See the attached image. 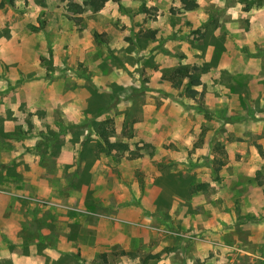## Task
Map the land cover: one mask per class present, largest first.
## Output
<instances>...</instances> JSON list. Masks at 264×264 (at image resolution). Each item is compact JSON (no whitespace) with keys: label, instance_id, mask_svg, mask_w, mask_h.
I'll return each mask as SVG.
<instances>
[{"label":"rangeland","instance_id":"374dc122","mask_svg":"<svg viewBox=\"0 0 264 264\" xmlns=\"http://www.w3.org/2000/svg\"><path fill=\"white\" fill-rule=\"evenodd\" d=\"M90 1L0 0V78L26 98L28 147L57 153L42 159L48 192L20 196L52 230L33 262L264 264L251 215L264 209V0L228 15L216 0ZM177 67L200 85L172 80ZM77 224L112 241L56 242L55 226L70 241Z\"/></svg>","mask_w":264,"mask_h":264},{"label":"crops","instance_id":"0c3cea01","mask_svg":"<svg viewBox=\"0 0 264 264\" xmlns=\"http://www.w3.org/2000/svg\"><path fill=\"white\" fill-rule=\"evenodd\" d=\"M215 5L226 15L231 10L241 8L238 0H216ZM11 84L5 78H0V186L11 191L10 197L0 194V260L7 259L11 264H35L33 261L37 258L33 251L41 247L48 255L49 234L52 230L47 226L46 210L37 208L30 201L22 200L20 196L24 193L23 195L31 197L30 193L33 190H40L43 196V188L44 193L50 189L45 173L47 165L42 163V159L49 157V150L43 151L41 147L35 152L33 146L28 147L25 133L29 125L27 126V123L25 125L26 117L22 111L27 103L26 98L11 95L13 93L11 90H14ZM61 151H66L65 146ZM59 163L62 162L58 161L57 165ZM244 168L252 169L247 162L244 163ZM256 188L255 192L259 194L261 189ZM247 195V192L244 193L241 200L245 201ZM248 212L247 205L243 203L240 216H245ZM251 215L264 217V209L255 208ZM254 223L264 230V223L258 222V219ZM54 229L62 230L56 237L57 243L74 245L79 250H92L95 253L96 249L102 245L104 249L112 241V238L99 236V228L94 224H77L76 228L74 227L76 239L70 241L65 239L64 228L55 226ZM254 239L258 240V236L254 235ZM87 255L82 252L81 256L90 264L93 258Z\"/></svg>","mask_w":264,"mask_h":264},{"label":"trees","instance_id":"16d2710c","mask_svg":"<svg viewBox=\"0 0 264 264\" xmlns=\"http://www.w3.org/2000/svg\"><path fill=\"white\" fill-rule=\"evenodd\" d=\"M3 2L7 3L8 5H13V3L16 0H2ZM180 2L184 5V7L187 8L188 11H192L194 9H196V4L194 2H192L191 0H180ZM90 5H92V9L94 12H98L102 9L103 7V3L102 2H94L93 0L89 2ZM198 69L197 68H192V72L197 73ZM191 72V71H190ZM201 74V72H200ZM181 78H187L190 80L189 86L190 87H197L200 85V82L197 78H194L193 76H191V74L188 71V68L186 67H177L174 70H171V79L172 80H177V79H181ZM98 134V135H97ZM96 135L98 136L99 139L102 140V143L104 144V146L106 147V149L108 151H112L113 148H115L112 144L109 143V141L105 138V134L102 132L97 133ZM51 143V142H50ZM51 143L50 147L49 145L45 144L43 145V151H47V149H49V155H54L55 154V148H54V144ZM41 146V145H39ZM41 148V147H39ZM43 154V152H42ZM57 154V153H56ZM55 154V155H56Z\"/></svg>","mask_w":264,"mask_h":264}]
</instances>
